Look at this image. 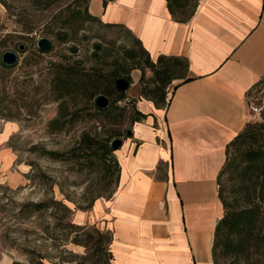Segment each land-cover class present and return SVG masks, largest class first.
<instances>
[{
  "label": "crops",
  "instance_id": "crops-1",
  "mask_svg": "<svg viewBox=\"0 0 264 264\" xmlns=\"http://www.w3.org/2000/svg\"><path fill=\"white\" fill-rule=\"evenodd\" d=\"M88 12L124 26L152 59L185 58L187 80L173 83L161 107L137 100L146 118L114 152V193L75 220L110 232L109 264H213L223 213L217 176L227 144L252 120L248 96L264 79V0H200L185 23L172 19L164 0L105 8L89 0ZM138 78L134 71L132 98Z\"/></svg>",
  "mask_w": 264,
  "mask_h": 264
},
{
  "label": "rangeland",
  "instance_id": "rangeland-1",
  "mask_svg": "<svg viewBox=\"0 0 264 264\" xmlns=\"http://www.w3.org/2000/svg\"><path fill=\"white\" fill-rule=\"evenodd\" d=\"M7 1L17 19L34 30L32 34L22 32V25L14 24L15 18L0 5L5 25L0 32L4 41L0 61L6 51L17 55L14 67L4 71L0 67V264H108L109 231L101 229L99 221L80 225L79 215L76 220L74 215L91 209L97 199H108L117 187L116 168L109 158L103 160L100 148L105 140L110 144L120 139L123 144L130 133L140 98H132L130 84L132 73L137 71L140 77V71L129 70L131 81L123 101L111 105V97L105 96L107 113L97 112L91 102L76 100L71 107L73 121L56 132L48 129L57 115V103L48 95L47 85L51 64L80 62L91 73H121L130 64L123 58L124 50L139 53V48L124 28L106 27L97 21L67 31L68 41L62 43L53 35L59 32L58 22L46 26L58 6L36 11L26 0ZM194 3L190 0L187 13ZM5 34L10 37L4 38ZM40 38L50 41L48 53L37 52ZM20 45L23 52L18 50ZM150 76L145 70V80ZM136 87L140 94L139 78ZM263 99L264 83L253 90L249 105L259 106ZM86 136L94 143V151H85L79 143ZM49 152L57 153L58 159ZM230 184L226 175L221 177L227 202H232ZM35 204L41 207L34 208ZM231 261V257L223 258L220 264Z\"/></svg>",
  "mask_w": 264,
  "mask_h": 264
},
{
  "label": "trees",
  "instance_id": "trees-1",
  "mask_svg": "<svg viewBox=\"0 0 264 264\" xmlns=\"http://www.w3.org/2000/svg\"><path fill=\"white\" fill-rule=\"evenodd\" d=\"M102 7L113 0H101ZM169 15L177 22L185 23L194 14L198 4L195 3L187 13L186 8L190 0H164ZM27 4L36 11H47L53 6H58L57 11L50 17L46 24L49 28L52 24H59V32L53 34L62 43L68 41L67 31L79 30L80 25L85 22L97 21L106 27H120V24H105L97 17L88 12L89 0H26ZM0 5L4 8L8 16H13V23L24 27L25 23L18 20V16L11 12L12 6L7 0H0ZM181 15V17H178ZM22 32L32 34L34 28L25 26ZM5 25L0 19V32L5 31ZM60 29L64 31L61 32ZM130 33L126 28H124ZM10 37V34H5ZM9 35V36H8ZM131 35V33H130ZM132 36V35H131ZM29 37V36H28ZM28 37L24 39H29ZM23 39L22 36L18 37ZM139 53L133 49L124 50V59L129 60L127 69L112 71L107 74L91 73L85 70L80 62L70 64L54 63L50 65L51 76L47 85V92L50 98L57 103V115L48 124L51 132L61 131L63 127L72 122V106H76V100L83 104H93V107L100 114H105L108 107L100 109L96 106L95 100L99 96H110L111 105L123 101L126 97L124 92L117 91L115 83L117 80L124 79L130 83L129 70L137 69L140 71L139 85L140 98L151 101L156 108L165 104L166 88L174 81H186L187 60L182 57L159 55L152 59L141 46L139 40L133 36ZM41 39V38H40ZM38 42V41H37ZM0 47H4V41L0 40ZM99 49V46H95ZM51 49V46H50ZM37 47V52L41 54ZM20 52L24 51V46L18 47ZM2 71L14 67V64L7 66L0 61ZM145 70L151 73L150 78L145 80ZM264 79L257 87L262 86ZM252 93V92H251ZM248 96V101L250 95ZM135 103V102H134ZM250 104V102H249ZM146 115L134 111L132 124L140 122ZM259 119L250 120L226 146L225 162L221 167L216 184L217 197L222 206V216L217 221L211 246V259L213 264H220V259L231 257L230 264H264V108ZM130 134L126 136V139ZM114 140V139H113ZM101 146L102 158L110 159L116 168L119 177V165L114 156V150L108 141ZM85 151H94V143L88 136L82 137L79 141ZM50 157L58 159L55 152H49ZM112 155V156H111ZM226 175L230 182V194L232 202H227L224 197V189L221 185V177ZM118 184V183H117ZM110 198V197H109ZM92 206V205H91ZM41 207L35 204L34 208ZM80 227V226H77ZM110 235V232H109ZM111 242V235L109 245ZM111 254L109 249V260Z\"/></svg>",
  "mask_w": 264,
  "mask_h": 264
},
{
  "label": "water",
  "instance_id": "water-1",
  "mask_svg": "<svg viewBox=\"0 0 264 264\" xmlns=\"http://www.w3.org/2000/svg\"><path fill=\"white\" fill-rule=\"evenodd\" d=\"M50 41L46 38H41L37 42V47L41 52H46L50 49ZM17 55L12 51H6L2 54L1 61L7 66H11L16 63ZM129 83L124 80L120 79L117 80L115 83V87L117 91L124 92L127 90ZM95 104L98 108L102 109L107 106V100L104 96H99L95 100ZM122 146V141L120 139H114L111 142V148L116 151Z\"/></svg>",
  "mask_w": 264,
  "mask_h": 264
},
{
  "label": "built area",
  "instance_id": "built-area-1",
  "mask_svg": "<svg viewBox=\"0 0 264 264\" xmlns=\"http://www.w3.org/2000/svg\"><path fill=\"white\" fill-rule=\"evenodd\" d=\"M251 116L250 119H257L260 116L262 109L264 108V99L259 106H250Z\"/></svg>",
  "mask_w": 264,
  "mask_h": 264
}]
</instances>
